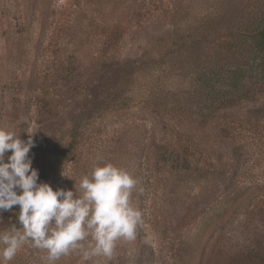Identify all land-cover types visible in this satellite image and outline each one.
<instances>
[{"label": "rangeland", "instance_id": "obj_1", "mask_svg": "<svg viewBox=\"0 0 264 264\" xmlns=\"http://www.w3.org/2000/svg\"><path fill=\"white\" fill-rule=\"evenodd\" d=\"M263 24L264 0H0V126L33 125L39 180L74 190L111 163L143 189L134 239L54 264H226L264 228V79H221L255 66L238 34ZM7 264L49 262L26 243Z\"/></svg>", "mask_w": 264, "mask_h": 264}, {"label": "clouds", "instance_id": "obj_2", "mask_svg": "<svg viewBox=\"0 0 264 264\" xmlns=\"http://www.w3.org/2000/svg\"><path fill=\"white\" fill-rule=\"evenodd\" d=\"M24 124L26 140L21 132L0 126V211L19 206V227L0 232V264L11 261L26 243L46 250L49 264L70 252H79L85 262L111 258L115 242L134 239L141 222V212L131 202L133 190L143 191L138 180L111 163L95 164L74 190H54L32 167L29 153L36 147L37 131Z\"/></svg>", "mask_w": 264, "mask_h": 264}, {"label": "trees", "instance_id": "obj_3", "mask_svg": "<svg viewBox=\"0 0 264 264\" xmlns=\"http://www.w3.org/2000/svg\"><path fill=\"white\" fill-rule=\"evenodd\" d=\"M244 38L242 42V50L250 52V54L255 56L256 62L255 66H249L251 69L245 70L244 67H233L231 70L226 72L224 78L225 85L232 91H238L240 87L246 88L244 78L249 72V85L253 88L257 85L260 80L264 79V24L254 31H245L238 34V38ZM234 43H232L233 45ZM237 47V45H235ZM248 205L251 203V199L247 200ZM246 205V206H248ZM237 211H234L232 214H236ZM246 217V218H245ZM245 221L240 224L241 234H244V231L248 229L251 225L249 224V214L244 213ZM254 230H248L247 235L244 234L245 242L242 246H238L234 250L233 259L227 257L226 264H264V228L259 227V230L256 227H253ZM224 226L219 229V234H223Z\"/></svg>", "mask_w": 264, "mask_h": 264}]
</instances>
